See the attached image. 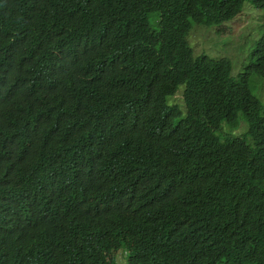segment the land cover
Returning a JSON list of instances; mask_svg holds the SVG:
<instances>
[{"label":"trees","instance_id":"trees-1","mask_svg":"<svg viewBox=\"0 0 264 264\" xmlns=\"http://www.w3.org/2000/svg\"><path fill=\"white\" fill-rule=\"evenodd\" d=\"M245 3L0 0V264H264V33L188 41Z\"/></svg>","mask_w":264,"mask_h":264},{"label":"rangeland","instance_id":"rangeland-1","mask_svg":"<svg viewBox=\"0 0 264 264\" xmlns=\"http://www.w3.org/2000/svg\"><path fill=\"white\" fill-rule=\"evenodd\" d=\"M224 24L219 27L193 25L188 35L189 46L194 54L204 53L213 58H228L232 65V75L236 76L249 61L255 42L264 33V11L256 10L251 4L245 3L242 12L233 21ZM249 88L264 104V78L252 77ZM180 90L171 103L183 104L184 87ZM242 130L240 128L236 133L239 134ZM124 263V257L119 256L118 264Z\"/></svg>","mask_w":264,"mask_h":264},{"label":"clouds","instance_id":"clouds-1","mask_svg":"<svg viewBox=\"0 0 264 264\" xmlns=\"http://www.w3.org/2000/svg\"><path fill=\"white\" fill-rule=\"evenodd\" d=\"M197 26H200V25H197ZM205 27H207V26H205ZM192 30V29H191ZM189 35V34H188ZM192 49V48H191ZM194 53V52H193ZM182 98H183V96H182ZM183 101V104L181 105V104H179L183 109H185V107H184V100H182ZM171 102V101H170Z\"/></svg>","mask_w":264,"mask_h":264}]
</instances>
